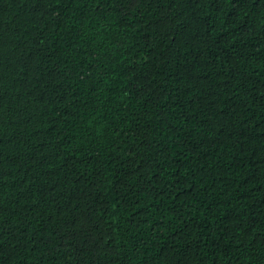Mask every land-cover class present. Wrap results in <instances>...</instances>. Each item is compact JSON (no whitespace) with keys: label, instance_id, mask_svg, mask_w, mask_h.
<instances>
[{"label":"trees","instance_id":"16d2710c","mask_svg":"<svg viewBox=\"0 0 264 264\" xmlns=\"http://www.w3.org/2000/svg\"><path fill=\"white\" fill-rule=\"evenodd\" d=\"M0 264H264V0H0Z\"/></svg>","mask_w":264,"mask_h":264}]
</instances>
